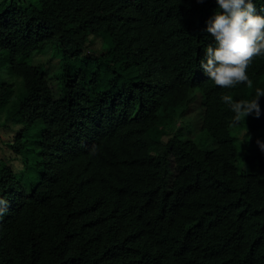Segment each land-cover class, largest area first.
I'll return each instance as SVG.
<instances>
[{
  "label": "trees",
  "instance_id": "obj_1",
  "mask_svg": "<svg viewBox=\"0 0 264 264\" xmlns=\"http://www.w3.org/2000/svg\"><path fill=\"white\" fill-rule=\"evenodd\" d=\"M254 3L264 16V0ZM217 7L0 0V72L21 87L5 143L19 166L0 159V264H264V95L244 122L222 100L264 91V54L246 83L215 85L200 62ZM103 33L106 50L82 52ZM50 45L51 72L32 61ZM2 80L0 110L13 92ZM195 99L208 142L145 134L159 108Z\"/></svg>",
  "mask_w": 264,
  "mask_h": 264
},
{
  "label": "clouds",
  "instance_id": "obj_2",
  "mask_svg": "<svg viewBox=\"0 0 264 264\" xmlns=\"http://www.w3.org/2000/svg\"><path fill=\"white\" fill-rule=\"evenodd\" d=\"M217 5L206 22V31L215 43L206 48L200 68L215 85L230 88L246 83L249 79L246 70L253 57L264 54V16L257 11L254 0H217ZM262 95L264 91H258L254 98L236 102L225 95L222 100L236 114L237 122L241 117L244 122L249 115L259 117ZM256 142L264 151V142ZM7 211L8 201L0 196V218Z\"/></svg>",
  "mask_w": 264,
  "mask_h": 264
},
{
  "label": "rangeland",
  "instance_id": "obj_3",
  "mask_svg": "<svg viewBox=\"0 0 264 264\" xmlns=\"http://www.w3.org/2000/svg\"><path fill=\"white\" fill-rule=\"evenodd\" d=\"M9 0H6V2ZM19 3H25L29 0H13ZM110 43L109 35L102 34L98 38H93L82 47V52L87 54H98L108 48ZM50 45L44 51L34 53L32 55V61L34 63H41L51 72L55 68L57 59L52 55V47ZM81 61L78 60L75 63L76 68L80 67ZM0 79L11 80L13 83L12 96L7 105L0 110V159L6 157L10 160H6V164L10 165L13 169L19 166V160L14 158L5 143L11 139L16 129L19 127L18 120V104L20 101V80L16 76L10 74H2L0 72ZM2 80V81H3ZM197 93V92H196ZM198 94V93H197ZM193 97V94H192ZM189 98L186 95L184 101ZM198 99V98H196ZM187 101V103H181L174 107L159 108L154 117L147 120L144 123V132L151 138L165 139L170 134H181L187 136L198 145H203V140L209 141L205 137L202 130L196 128L199 124L200 113L198 111L197 100ZM219 139L226 150L229 151L226 135L222 128H220Z\"/></svg>",
  "mask_w": 264,
  "mask_h": 264
}]
</instances>
